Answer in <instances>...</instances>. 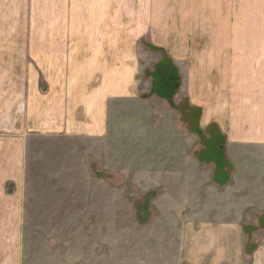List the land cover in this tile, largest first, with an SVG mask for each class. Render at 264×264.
<instances>
[{
  "label": "crops",
  "instance_id": "0c3cea01",
  "mask_svg": "<svg viewBox=\"0 0 264 264\" xmlns=\"http://www.w3.org/2000/svg\"><path fill=\"white\" fill-rule=\"evenodd\" d=\"M92 2L99 15L91 16V31L85 32L83 0H77L79 31L68 33L66 12L53 0H0V110L11 121V136L0 135V264H61L58 257L52 261V248L64 247L73 220L63 207H52L62 200L58 194L25 190L32 166L44 161L45 144L100 139L117 130L142 139L163 135L158 120L156 128H143L145 113L133 110L142 103L133 99L136 75L153 58H159L153 66L165 58L177 69L180 96L198 111L200 129L214 126L225 139L231 168L224 183L212 173L204 178L203 207L157 210L173 218L177 256L171 260L264 264V0H139L134 10L128 0ZM21 9L27 31L15 33ZM34 20L43 33L30 32ZM5 73L12 74L10 86L1 81ZM116 121H125V130ZM171 140L151 143L155 162H182ZM145 161L141 174L152 179ZM185 163L194 171L195 154L187 153ZM170 175L177 178L179 171ZM187 175L191 184L195 174Z\"/></svg>",
  "mask_w": 264,
  "mask_h": 264
},
{
  "label": "rangeland",
  "instance_id": "374dc122",
  "mask_svg": "<svg viewBox=\"0 0 264 264\" xmlns=\"http://www.w3.org/2000/svg\"><path fill=\"white\" fill-rule=\"evenodd\" d=\"M53 1L57 2L55 4L58 11L61 8L66 12L64 14L66 31L68 33L79 31L76 23L81 19V9H77V0ZM128 1H131V8L134 10L139 0ZM92 5V0H83L85 32L91 31V16L93 18L99 15L97 9L93 11ZM24 11L21 9L19 24H15L16 18L14 19L12 29L15 33L27 31L24 30L27 28V25H24L27 21ZM5 28L11 30V26ZM31 28L30 32H44L43 25L37 20H34ZM156 59L159 60L153 58L150 64L154 65ZM165 60L167 59L164 58L155 66L150 65L145 72L137 74L139 78L136 75L139 90L137 96L133 98L142 102L133 107L138 114L140 110L145 113L142 127L156 128L158 120L162 136L152 138L146 136L142 139L132 136V133L126 137L117 130L115 134H106L105 138L100 139L84 136L78 141L69 140L58 145L45 144L47 148L44 149V161L32 166L35 170L32 168L28 175L26 193L36 196L45 193L58 194L62 200L52 201V207H63L69 219L73 220L64 233L67 236V241L62 240L64 247L52 248V261L58 257L61 264L177 263V259L171 260V256H177L176 248H172V242L176 239L170 227V220L173 218L158 216L156 212L187 210L194 205L203 207L204 178L211 177V173L212 176L215 175V154L220 150L226 163L227 158L223 149L225 139L218 135L214 126L207 130L200 129L198 111L189 108L186 96H180L181 77L177 69L170 62L176 73L166 74L164 70L157 69L162 63L165 64L164 68L166 67ZM167 75L169 78L175 77L173 81L177 83L175 87H166ZM11 77V73L2 74L1 81L5 82V86L8 84L10 86ZM154 87L163 95L154 93L156 91ZM7 97L5 96L2 102L5 105L10 101V97ZM3 104L1 106L5 108ZM4 115L5 110H0V128H3L0 135L6 138L11 136V121L3 118ZM120 118L124 119L123 114ZM136 122L140 123V120ZM116 123L117 129L125 130V121ZM15 124L16 128L21 127L20 122ZM171 138L179 148L175 157L180 156L182 162L176 165L172 161L174 158L155 162V153L148 148L154 143L165 146L169 144ZM142 146L145 149L141 151ZM184 147H189V150L185 151ZM189 152L195 154V163L190 165L191 168L195 167L194 171L185 163V156ZM146 159L150 160L147 170L153 174L152 179L141 174L144 168L142 164L146 163ZM229 167L227 163L226 174L231 171ZM173 169L179 171L177 178L169 177ZM157 172H163L164 178L157 177L159 176ZM188 173L195 174L191 184L189 181H192L193 177L187 178ZM45 204L43 201V205ZM77 209H81L82 213L75 216ZM179 239L180 237L177 238ZM165 256H169L168 262Z\"/></svg>",
  "mask_w": 264,
  "mask_h": 264
},
{
  "label": "trees",
  "instance_id": "16d2710c",
  "mask_svg": "<svg viewBox=\"0 0 264 264\" xmlns=\"http://www.w3.org/2000/svg\"><path fill=\"white\" fill-rule=\"evenodd\" d=\"M165 63H166V67L165 68H164L165 64L162 63L161 65H159V67L157 69L164 70L166 72V74H167V72H175L176 73L174 68L170 65L169 61L165 60ZM174 78L175 77H172V76L169 78V76H168V78H167V80L165 82L166 85H167L166 87L170 88L171 86L175 87V85H177V83L173 82ZM154 88L156 89V91H154V93L162 94L161 92H158L157 87H154ZM168 96L170 97V93H169ZM214 162L216 163V171H215V175H214L215 181H217L218 183H222L228 177V174H226L227 163L224 160V156H223L222 151L219 150V152H216Z\"/></svg>",
  "mask_w": 264,
  "mask_h": 264
},
{
  "label": "water",
  "instance_id": "95a60500",
  "mask_svg": "<svg viewBox=\"0 0 264 264\" xmlns=\"http://www.w3.org/2000/svg\"><path fill=\"white\" fill-rule=\"evenodd\" d=\"M222 147V146H221Z\"/></svg>",
  "mask_w": 264,
  "mask_h": 264
}]
</instances>
